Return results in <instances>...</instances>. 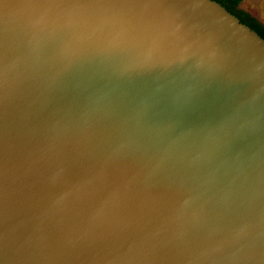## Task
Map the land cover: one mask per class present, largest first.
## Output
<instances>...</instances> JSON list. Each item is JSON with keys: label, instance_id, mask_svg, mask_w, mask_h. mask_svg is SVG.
Instances as JSON below:
<instances>
[{"label": "water", "instance_id": "95a60500", "mask_svg": "<svg viewBox=\"0 0 264 264\" xmlns=\"http://www.w3.org/2000/svg\"><path fill=\"white\" fill-rule=\"evenodd\" d=\"M0 264H264V38L216 0H0Z\"/></svg>", "mask_w": 264, "mask_h": 264}, {"label": "trees", "instance_id": "16d2710c", "mask_svg": "<svg viewBox=\"0 0 264 264\" xmlns=\"http://www.w3.org/2000/svg\"><path fill=\"white\" fill-rule=\"evenodd\" d=\"M226 7L231 13L236 15L241 22L249 25L251 28L256 30L261 37L264 38V25L259 23L254 17H252L246 11L238 7L241 0H216Z\"/></svg>", "mask_w": 264, "mask_h": 264}, {"label": "rangeland", "instance_id": "374dc122", "mask_svg": "<svg viewBox=\"0 0 264 264\" xmlns=\"http://www.w3.org/2000/svg\"><path fill=\"white\" fill-rule=\"evenodd\" d=\"M238 7L264 25V0H241Z\"/></svg>", "mask_w": 264, "mask_h": 264}]
</instances>
